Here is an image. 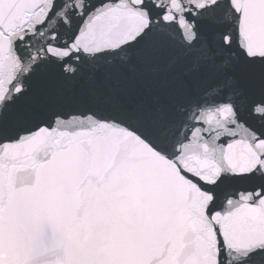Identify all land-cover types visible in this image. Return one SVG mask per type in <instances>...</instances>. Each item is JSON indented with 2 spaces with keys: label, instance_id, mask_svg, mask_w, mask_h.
I'll return each mask as SVG.
<instances>
[{
  "label": "snow or ice",
  "instance_id": "6c2138e0",
  "mask_svg": "<svg viewBox=\"0 0 264 264\" xmlns=\"http://www.w3.org/2000/svg\"><path fill=\"white\" fill-rule=\"evenodd\" d=\"M0 264H264V0H0Z\"/></svg>",
  "mask_w": 264,
  "mask_h": 264
}]
</instances>
